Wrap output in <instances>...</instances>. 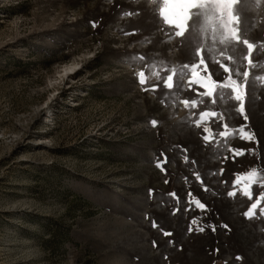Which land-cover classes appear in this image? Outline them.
I'll return each instance as SVG.
<instances>
[{"label":"rangeland","instance_id":"rangeland-1","mask_svg":"<svg viewBox=\"0 0 264 264\" xmlns=\"http://www.w3.org/2000/svg\"><path fill=\"white\" fill-rule=\"evenodd\" d=\"M197 7L0 0V264H264V0Z\"/></svg>","mask_w":264,"mask_h":264},{"label":"snow or ice","instance_id":"snow-or-ice-1","mask_svg":"<svg viewBox=\"0 0 264 264\" xmlns=\"http://www.w3.org/2000/svg\"><path fill=\"white\" fill-rule=\"evenodd\" d=\"M169 2H170V0H169ZM182 2L185 3L186 5H188L192 9V12L194 15L198 14L199 9H198L197 5L200 2V0H182ZM234 2H235V0H211V3H214L218 6H221L222 9L227 12V16L230 19L234 18V14H233V10H232ZM129 15H131V13H129ZM189 19H190V17L188 15V10L184 9L181 12L174 13L171 16L165 15V25L170 26V27H174L175 29H177L174 33L176 36H182L184 33L185 22L188 21ZM139 82H141V81H138V83ZM158 167H161V165H158ZM150 195H151V190H150ZM251 207L255 208L256 205L253 204ZM245 215L247 216V213Z\"/></svg>","mask_w":264,"mask_h":264},{"label":"bare ground","instance_id":"bare-ground-1","mask_svg":"<svg viewBox=\"0 0 264 264\" xmlns=\"http://www.w3.org/2000/svg\"><path fill=\"white\" fill-rule=\"evenodd\" d=\"M70 64V63H69ZM69 67H65V70L64 71H60V74L61 73H66L67 75H74L73 73H75V71H76V69L77 68H75V67H78V66H80V64L79 63H77V62H73L72 64H70V65H68ZM74 68H75V70H74ZM73 71V72H72ZM71 72V73H70ZM76 74V73H75Z\"/></svg>","mask_w":264,"mask_h":264}]
</instances>
